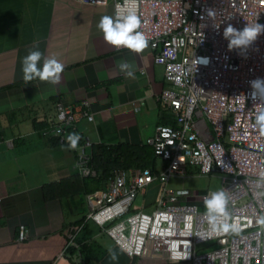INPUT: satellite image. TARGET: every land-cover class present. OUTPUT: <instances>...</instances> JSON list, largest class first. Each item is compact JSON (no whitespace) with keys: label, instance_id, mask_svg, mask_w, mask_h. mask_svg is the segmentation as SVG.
I'll return each instance as SVG.
<instances>
[{"label":"built area","instance_id":"1","mask_svg":"<svg viewBox=\"0 0 264 264\" xmlns=\"http://www.w3.org/2000/svg\"><path fill=\"white\" fill-rule=\"evenodd\" d=\"M78 1L112 4L114 12L117 5L136 11L139 30L148 38L155 62L164 67L167 84L157 98L173 119L160 122L145 141L161 161L160 168L115 170L100 188L85 194V223L98 225L138 262L149 242L158 240L168 243L170 257L176 251L186 256L179 260L191 264H264V225L256 222L264 215V136L252 126L261 102L251 98L249 83L264 78V31L243 51L229 49L222 35L228 24L237 29L256 20L264 24V0ZM83 104H59L48 133L67 145L68 134L78 133L73 149L79 174L97 177L91 164L94 142L78 128L82 117L94 119L88 102ZM190 167L198 174L219 175V189L229 197L227 208L239 219L240 232L209 231L203 204L209 191L168 186L173 176H186ZM155 181L162 184L156 205L133 210L138 194ZM85 223L68 226L66 247L79 246ZM28 236L26 225L20 224L18 241Z\"/></svg>","mask_w":264,"mask_h":264},{"label":"crops","instance_id":"2","mask_svg":"<svg viewBox=\"0 0 264 264\" xmlns=\"http://www.w3.org/2000/svg\"><path fill=\"white\" fill-rule=\"evenodd\" d=\"M105 14H114L112 4L0 0V264H191L172 259L168 243L158 240L138 262L96 224L89 238L104 251L99 260L79 246L71 254L66 231L85 215V193L72 194L69 185L46 189L79 174L76 151L48 133L59 104L84 108L88 102L94 119L82 117L78 128L94 144L145 143L171 117L157 98L167 82L154 50H119L104 41L96 25ZM34 48L41 59L55 56L64 65L58 81L23 79L21 57ZM69 187L73 192L61 195ZM20 224L29 233L24 241H18Z\"/></svg>","mask_w":264,"mask_h":264},{"label":"clouds","instance_id":"3","mask_svg":"<svg viewBox=\"0 0 264 264\" xmlns=\"http://www.w3.org/2000/svg\"><path fill=\"white\" fill-rule=\"evenodd\" d=\"M211 15V11H209ZM141 20L136 11L132 8L121 10L117 5L116 11L113 15H101L97 21L96 27L101 31L104 41L107 43L120 47L123 46L129 50L139 52L148 44V38L144 32L139 30ZM264 31V24L257 22H247L242 28L237 29L231 24L223 28L222 35L227 38V47L240 48L242 51L256 39L257 34ZM42 58V53L38 48L28 51L26 55L21 57V71L25 81L39 78L40 80H47L49 82H56L59 80V74L63 70L64 65L59 62L55 56ZM202 62H207L206 58H200ZM40 61L38 67L37 62ZM198 60L196 59V63ZM121 69L128 68L126 63L119 65ZM131 75V69L127 72ZM251 92L250 96L253 100L259 98L261 106L254 113L253 127L258 129L259 135L264 136V78L257 77L250 82ZM69 148H75L79 139V134L71 132L66 137ZM205 171L208 169L205 168ZM261 180H264V170L260 172ZM258 184L260 181L257 182ZM228 195L225 190H210L207 197L204 199V216L209 225V231L215 234L221 233H238L242 225L239 219L232 217L228 211ZM191 215L186 217L190 221ZM257 224L264 225V215H260L256 219ZM251 223V220H249ZM190 226V225H189ZM175 249V245L172 246ZM109 255L112 260L116 259V253L110 248ZM185 255L173 251L171 258L179 260L185 258Z\"/></svg>","mask_w":264,"mask_h":264},{"label":"trees","instance_id":"4","mask_svg":"<svg viewBox=\"0 0 264 264\" xmlns=\"http://www.w3.org/2000/svg\"><path fill=\"white\" fill-rule=\"evenodd\" d=\"M162 123H173V119L169 116H164ZM37 123V121H36ZM58 141V139H56ZM93 156L91 164L98 171L97 177H83L80 174L72 176L70 179L62 180L58 183L47 185L48 187L56 188L57 186H70L74 187L75 193L70 189L68 193L62 192L61 195H68L69 193H91L100 188L108 178L118 169H133V168H153L159 169L160 160L156 156L154 149L147 143L131 144V143H118V144H105L98 143L92 147ZM72 181V182H71ZM76 185L79 188H76ZM61 187V188H62ZM70 195V194H69ZM85 215L74 224L85 223ZM94 223L86 222L82 232L77 237V242L80 247L81 254L88 255L92 259L99 260L102 255V249L99 245L90 241L89 235L92 234L91 225ZM78 249L70 248L71 254L77 252ZM104 252V251H103Z\"/></svg>","mask_w":264,"mask_h":264},{"label":"rangeland","instance_id":"5","mask_svg":"<svg viewBox=\"0 0 264 264\" xmlns=\"http://www.w3.org/2000/svg\"><path fill=\"white\" fill-rule=\"evenodd\" d=\"M160 166H161V163L159 165V168ZM193 170L194 168L190 167L188 171L189 173L186 176H173L170 179L168 186L172 187L173 189L187 188L192 191H196L199 194H204L207 191L219 189L221 185V179L218 174L203 175V174H198V171L195 172ZM159 183L161 184V182L155 181L147 188L144 194L140 192L134 202V206L136 207V206L141 205L144 199L146 200V202H148L152 200V198H155V201H156L161 191V190L159 191V188H160ZM85 204H86L85 214H87L88 206H87V203ZM154 205H156V202ZM221 243H224V242H221Z\"/></svg>","mask_w":264,"mask_h":264}]
</instances>
